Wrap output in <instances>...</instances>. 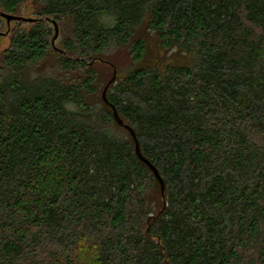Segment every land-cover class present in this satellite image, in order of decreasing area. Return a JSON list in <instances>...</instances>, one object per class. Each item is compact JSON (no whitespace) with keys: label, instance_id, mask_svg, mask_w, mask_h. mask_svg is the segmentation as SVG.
<instances>
[{"label":"trees","instance_id":"trees-1","mask_svg":"<svg viewBox=\"0 0 264 264\" xmlns=\"http://www.w3.org/2000/svg\"><path fill=\"white\" fill-rule=\"evenodd\" d=\"M24 3L0 16V264H264V0L0 10Z\"/></svg>","mask_w":264,"mask_h":264},{"label":"water","instance_id":"water-1","mask_svg":"<svg viewBox=\"0 0 264 264\" xmlns=\"http://www.w3.org/2000/svg\"><path fill=\"white\" fill-rule=\"evenodd\" d=\"M0 16L3 17V19H5V21H6V23H7L8 26L10 25V23H11L12 21H25V22H31V21L34 20V18H32V17H30V18H25V17H22V16L17 15V14H15V15H14V14H8V13H5V12H3V11H1V10H0ZM48 22L51 23V26H52V27L54 28V30H55V31H54V34H53V37H52L51 40H50L51 44L54 45L55 40H56V39L58 38V36H59V27H58V25L56 24V22H54V21L51 20V19H49ZM61 51H62V50H61ZM114 76H115V74L112 76V78H111L110 80H113V79H114ZM106 88H107V85L104 87V89H103V91H102V93H101V97L103 98V100H104L106 103H109V102L107 101V99H106V95H105ZM111 108H112V113H113V115H114V117H115L117 123H118L119 125H123V126H125V128L128 129V131L130 132L132 138L134 139V143H135V151H136L137 156H138L142 161H144V162H145V163H146V164L152 169L154 175H155L156 178L159 180V183H160V186H161V189H160V190H161V192H163V182H162L161 178L159 177L158 172L156 171V169H155V168H154V167H153V166H152V165H151L146 159H144V158L140 155L139 147H138V142H137V139H136V137H135V134H134L133 130L131 129L130 126L123 124L122 120H120V118L118 117L117 112H116L114 106L111 105Z\"/></svg>","mask_w":264,"mask_h":264},{"label":"rangeland","instance_id":"rangeland-1","mask_svg":"<svg viewBox=\"0 0 264 264\" xmlns=\"http://www.w3.org/2000/svg\"><path fill=\"white\" fill-rule=\"evenodd\" d=\"M17 15H20V16H22V17H25V18H30L31 16H32V13L34 14L35 13V10L32 8V7H30V5L29 4H27V3H24V4H22L21 6H19V8H18V10H17ZM26 23H28V22H25L24 23V26H26L27 24ZM12 25V24H11ZM10 25V26H11ZM1 32L2 31H4L3 29L2 30H0ZM8 39H9V36H1L0 37V57H1V55H2V53H3V50H4V48L7 46V43H8ZM62 39H63V35L61 34V33H59V36H58V38L55 40V42H54V45L56 46V47H58V48H61L62 47ZM152 45H153V43H152ZM113 56V59L117 62V63H119L120 65H121V68H125L126 66H127V62H128V60H127V55H126V53H125V51H122V52H118V53H115L114 55H112ZM54 58L55 57H51V60L52 61H54ZM0 65H1V63H0ZM104 69H100L101 71H102V75L103 76H105L108 72H109V69L106 67V66H102ZM115 71L116 70H114L113 72H112V74H111V76H113V74H115ZM1 74V73H0ZM103 80V77H102V79H101V81L100 82H103L102 81Z\"/></svg>","mask_w":264,"mask_h":264}]
</instances>
